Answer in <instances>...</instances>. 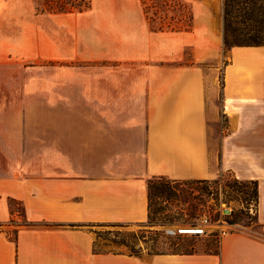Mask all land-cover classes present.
<instances>
[{"label": "crops", "instance_id": "1", "mask_svg": "<svg viewBox=\"0 0 264 264\" xmlns=\"http://www.w3.org/2000/svg\"><path fill=\"white\" fill-rule=\"evenodd\" d=\"M187 1L189 30L150 29L141 14L51 31V72L28 81L2 122L0 264H264V44L226 51L221 0ZM224 58L212 110L217 72L203 65ZM224 172L256 182L261 233L243 226L216 250L154 254L108 250L96 236L98 225L148 219L149 179Z\"/></svg>", "mask_w": 264, "mask_h": 264}, {"label": "rangeland", "instance_id": "2", "mask_svg": "<svg viewBox=\"0 0 264 264\" xmlns=\"http://www.w3.org/2000/svg\"><path fill=\"white\" fill-rule=\"evenodd\" d=\"M179 1L91 0L90 6L82 15L85 17H81L76 11L39 13L34 6L36 0H0V147L3 142L2 134L5 131L2 122L10 119V114L5 110L22 98L30 79L51 72L52 62L46 58V54L50 52L51 31L61 32L67 28L76 29L78 26L92 30L91 26L99 24L103 19L114 22L123 20L127 24L134 25L139 22L141 14L150 29L152 25H157L160 19H163L174 29L184 24L180 30H189L192 27V14L190 18L185 16L183 23L181 20H175L178 18ZM182 1L186 9L191 12L192 3L187 0ZM204 2L216 5L218 0ZM151 5L158 16L154 22L144 14V6ZM89 9L91 11H88ZM234 36L237 39L230 37L228 42H225L223 37L226 51L234 45L264 43V39L255 36L252 32L246 33L240 26L234 32ZM185 56L183 62L190 59L189 47L185 49ZM226 61L227 58H224L220 59L218 64L208 62L203 65L206 71L217 72L218 85L208 93V105L212 110L220 108L222 69ZM102 63L108 65V71H115L114 62ZM141 68L142 66H138L139 71ZM218 136L219 129L215 123H211L209 141L212 154L215 153ZM7 163L0 148V168L6 167ZM254 190V181L240 180L226 172L215 179L200 181H176L154 177L148 180L149 214L145 222L102 224L94 227V231L101 241L104 240L108 250L119 249L136 254L187 253L196 249L216 250L220 240L213 234L168 235L165 230L177 226L186 228L189 224H196L200 216L206 213L212 222L227 221L232 225L230 231L244 226L261 233L255 224V217L249 215L245 209L248 203L256 201L253 197ZM11 206L20 214L18 203L12 201ZM182 224L186 225L182 226Z\"/></svg>", "mask_w": 264, "mask_h": 264}, {"label": "trees", "instance_id": "3", "mask_svg": "<svg viewBox=\"0 0 264 264\" xmlns=\"http://www.w3.org/2000/svg\"><path fill=\"white\" fill-rule=\"evenodd\" d=\"M90 1L91 0H36L34 6L39 13L81 12L90 6ZM179 2L177 11L178 18L175 20H181V23H183L185 22L184 17L190 18L191 12L186 9L182 0ZM152 7L153 5L149 7L144 6V13L146 18L154 22L158 16L156 15V10H153ZM170 7L172 6L170 5ZM222 17L223 37L225 42H228L230 37H232V39H237L236 36H234V32L237 30L238 26L246 33L252 32L255 36L264 39V0H222ZM183 25L184 24L177 26V29H180ZM151 27L154 30H162L164 28L174 29L170 27L169 22L166 24L163 19H160L157 25H152ZM254 185L255 190L253 197L257 201L255 181Z\"/></svg>", "mask_w": 264, "mask_h": 264}, {"label": "built area", "instance_id": "4", "mask_svg": "<svg viewBox=\"0 0 264 264\" xmlns=\"http://www.w3.org/2000/svg\"><path fill=\"white\" fill-rule=\"evenodd\" d=\"M256 201H251L246 206V211L251 216H255L256 214ZM186 224H182V226H185ZM231 224H229L227 221L219 220L214 221L210 219L209 215L204 213L200 216L198 223L196 224H189V228L185 227H175V228H168L165 230V233L168 235H177V234H187L186 230L193 231V235H206V234H213L219 238V240L228 235L231 231ZM214 227V229H213Z\"/></svg>", "mask_w": 264, "mask_h": 264}, {"label": "bare ground", "instance_id": "5", "mask_svg": "<svg viewBox=\"0 0 264 264\" xmlns=\"http://www.w3.org/2000/svg\"><path fill=\"white\" fill-rule=\"evenodd\" d=\"M186 228H189V227H186ZM184 232L187 233L186 235H193V234H192L193 231H191V230H186V231H184Z\"/></svg>", "mask_w": 264, "mask_h": 264}]
</instances>
